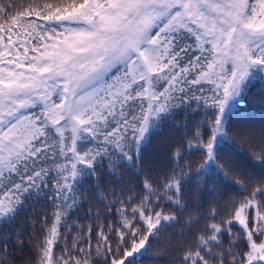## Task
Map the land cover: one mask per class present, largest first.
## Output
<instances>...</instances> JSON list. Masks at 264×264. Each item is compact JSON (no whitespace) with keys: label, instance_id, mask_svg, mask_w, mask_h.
<instances>
[{"label":"snow or ice","instance_id":"snow-or-ice-1","mask_svg":"<svg viewBox=\"0 0 264 264\" xmlns=\"http://www.w3.org/2000/svg\"><path fill=\"white\" fill-rule=\"evenodd\" d=\"M257 80L264 0H0V221L35 198L51 205L26 264H142L150 238L179 222L168 207L186 209L189 179L237 195L188 217L196 230L176 264H264V144L253 155L259 173L220 162ZM179 109L201 119L171 166L144 173L142 193L98 189L114 219L71 220L84 179L105 164L112 175L135 168Z\"/></svg>","mask_w":264,"mask_h":264},{"label":"trees","instance_id":"trees-1","mask_svg":"<svg viewBox=\"0 0 264 264\" xmlns=\"http://www.w3.org/2000/svg\"><path fill=\"white\" fill-rule=\"evenodd\" d=\"M201 116L191 109H179L176 114L167 119L158 130L154 131L149 141L142 149L141 162L135 168L121 165L116 175L109 173L107 165L103 169H97V175L87 177L81 185L84 193L82 204L71 217V220H79L81 225L91 224L93 227L99 222H107L114 217H108L104 209V201L101 200L99 191H119L122 186L133 188L137 193H142V180L144 173L158 172L168 168L172 164L171 156L175 147L183 140L185 132L193 128ZM247 132L253 133L246 136ZM264 82L254 81L247 97L246 107L243 108L229 124L228 143L222 147L220 162L226 168H233L248 172H260V165L253 159L264 144ZM139 169V171H137ZM195 175L193 171L192 176ZM237 187L226 188L222 183L214 184L209 180L207 184L195 183L189 179L184 186V203L186 209L178 211L169 205V212H176L178 223L167 226L158 233V238H150L152 250L142 260V264H176L177 256L182 246L187 242L185 237L190 236L191 231L184 227L185 221L190 215L200 212H208L213 203L226 200L237 195ZM112 199V197H108ZM26 208L19 212L11 222L0 221V258L6 256V264H26L33 257L32 243L40 237V224L46 212L51 210V205L44 199L35 198L26 201ZM91 210V212L89 211ZM224 215L226 207L220 209ZM99 212L101 220L89 219ZM35 222V228L33 227ZM71 222V221H70ZM207 221L201 220V225ZM237 228H234L236 231ZM75 231V229L73 230ZM17 236L22 244L17 243ZM225 246L228 244L224 238ZM7 251L4 252V244ZM93 243L95 236L93 233ZM102 264V261H101Z\"/></svg>","mask_w":264,"mask_h":264}]
</instances>
